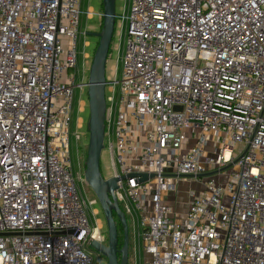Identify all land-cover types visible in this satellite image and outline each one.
I'll return each mask as SVG.
<instances>
[{"label": "built area", "instance_id": "built-area-1", "mask_svg": "<svg viewBox=\"0 0 264 264\" xmlns=\"http://www.w3.org/2000/svg\"><path fill=\"white\" fill-rule=\"evenodd\" d=\"M81 2L0 0V264H95L69 149ZM117 17L104 144L145 264H264V0H131ZM217 170L225 184L197 177Z\"/></svg>", "mask_w": 264, "mask_h": 264}, {"label": "rangeland", "instance_id": "rangeland-1", "mask_svg": "<svg viewBox=\"0 0 264 264\" xmlns=\"http://www.w3.org/2000/svg\"><path fill=\"white\" fill-rule=\"evenodd\" d=\"M131 0H116L117 15L126 14ZM82 15L81 27L82 33L77 44V70L75 73V87L73 96V108L70 121V156L75 171H79L84 175V163L86 151L89 140V133L87 129V120L89 117L88 95L87 87L80 86L81 83L88 80L89 69L92 58L98 46L99 39L94 36H88L86 32H99L102 28V0H82L81 2ZM91 14L88 17L87 11ZM122 21L117 17L115 32L110 46L109 56L106 66V76L109 83L106 86V98L112 95V89L115 88V99L119 95V84L117 81L121 80L123 71L122 57L127 47V37L124 33V27L121 29ZM124 26V24H123ZM116 81V82H115ZM77 134L80 135L79 139ZM116 140L113 139V143ZM101 168L105 178L113 175V166L110 154L107 148L102 151ZM230 170L223 172L221 177L211 175L205 179H212L215 182L219 181L225 184L229 178ZM193 184L198 182L194 180ZM79 189L88 202L89 221L93 227L99 228V241L105 245L108 244V231L104 215L102 213L99 201L93 190L87 185L85 179L82 178L79 183ZM169 200L174 210L178 213L184 211L186 208L185 202L187 200V182L177 185V188L169 194ZM127 221L129 226V262L128 264H145L146 254L143 247L141 215L132 210V215L127 214ZM141 228V230H140ZM120 235V234H119ZM95 260V264H107V258L99 252H90Z\"/></svg>", "mask_w": 264, "mask_h": 264}, {"label": "water", "instance_id": "water-1", "mask_svg": "<svg viewBox=\"0 0 264 264\" xmlns=\"http://www.w3.org/2000/svg\"><path fill=\"white\" fill-rule=\"evenodd\" d=\"M102 6L103 21L101 30L99 32H86L88 36L98 37L99 41L92 58L88 80L80 84V86L87 87L90 110L87 120L89 140L84 163V179L99 201L108 231L107 245L94 239L90 242V246L93 250L107 258V264H128L129 226L127 214L122 209L116 194V191L119 189V180H125L126 176L105 178L101 168V156L105 148L104 141L107 120L106 86L109 83V79L106 76V66L117 22L116 0H102ZM228 167L221 168L220 171ZM217 172L219 170L200 174L197 177L211 176ZM134 175L140 177V182L147 181L149 177L155 176L140 173L128 175V178H132ZM178 177L191 178L192 176L179 175ZM115 216L122 225L124 232V241L121 248L118 247L119 231Z\"/></svg>", "mask_w": 264, "mask_h": 264}, {"label": "trees", "instance_id": "trees-1", "mask_svg": "<svg viewBox=\"0 0 264 264\" xmlns=\"http://www.w3.org/2000/svg\"><path fill=\"white\" fill-rule=\"evenodd\" d=\"M115 219L118 223V231H119V245L118 247L121 248L122 245H123V241H124V232H123V228H122V225L119 223L117 217L115 216Z\"/></svg>", "mask_w": 264, "mask_h": 264}, {"label": "flooded vegetation", "instance_id": "flooded-vegetation-1", "mask_svg": "<svg viewBox=\"0 0 264 264\" xmlns=\"http://www.w3.org/2000/svg\"><path fill=\"white\" fill-rule=\"evenodd\" d=\"M89 15H90V14H88V17H89ZM94 37H96V36H94ZM96 38H98V37H96ZM88 249H89V251L92 252V253L96 252L95 250H93V249L91 248L90 245L88 246Z\"/></svg>", "mask_w": 264, "mask_h": 264}]
</instances>
